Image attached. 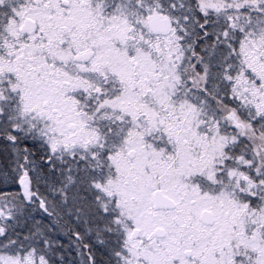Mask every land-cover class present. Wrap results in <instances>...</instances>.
Segmentation results:
<instances>
[{
	"label": "snow or ice",
	"instance_id": "6c2138e0",
	"mask_svg": "<svg viewBox=\"0 0 264 264\" xmlns=\"http://www.w3.org/2000/svg\"><path fill=\"white\" fill-rule=\"evenodd\" d=\"M0 264H264V0H0Z\"/></svg>",
	"mask_w": 264,
	"mask_h": 264
}]
</instances>
